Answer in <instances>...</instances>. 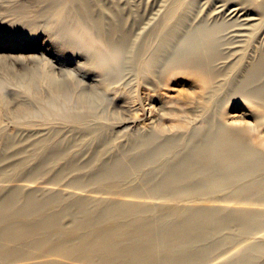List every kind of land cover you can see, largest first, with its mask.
I'll list each match as a JSON object with an SVG mask.
<instances>
[{"label":"rangeland","instance_id":"374dc122","mask_svg":"<svg viewBox=\"0 0 264 264\" xmlns=\"http://www.w3.org/2000/svg\"><path fill=\"white\" fill-rule=\"evenodd\" d=\"M92 1L93 10L104 23L117 19L131 34V59L113 76V84L101 92L105 99L96 111L82 113V120L75 121L26 115L22 104L36 111L51 91L41 86L32 99L17 81L30 71L45 69L56 80L70 83L71 88L75 83L78 87L74 92L91 94L100 88H96L99 78L83 69L90 53L77 43L71 46L70 55L61 53L54 10L47 3L0 0V81L5 82L0 88L4 99V105L0 101V208L4 218H11L0 222V264H169L159 244L161 234L167 232V224L187 216L189 210L214 207L227 216L231 208L264 209V198L249 190L264 182V118L259 116L264 113V104L250 96L234 95L242 72L264 49V0H229L225 5L223 0H180L175 14L161 25L172 0ZM129 1L132 7H118ZM236 6L239 10L230 13ZM251 16L256 21H247ZM180 18H185L184 25L173 38L168 37L167 31ZM32 21L37 22V34L16 38L22 31L18 25L25 31ZM202 25L221 29L215 36L220 53L216 64L232 67L229 73L218 74L213 84L206 86L204 77L183 64L168 70L170 61H161L146 72L132 61L155 52L169 57L192 55L194 45L187 38ZM249 27L245 31L249 36L239 38L237 29ZM248 46L253 48L250 56L241 55L250 52ZM154 93L158 101L171 102L163 108L168 113L163 118L157 114L161 107L151 95ZM222 127L237 132L251 147L250 160H262L254 173L217 188L197 187L178 194L158 190L169 164L181 159L197 137L210 138ZM150 133L154 134L153 142L142 147ZM165 143H175L172 152L158 156L153 163L135 166L134 160L145 155L146 149ZM119 159L124 163L116 172L113 164ZM147 176L152 177L150 182L145 181ZM27 202L39 206L40 212L23 217L20 213ZM50 220L57 221L56 227L49 224L24 241L7 238L5 227L10 224L21 233L25 224L34 226L43 221L46 225ZM88 220L99 222L100 233L106 235L116 224H130L125 227L127 237L122 239L127 241L120 244L126 252L109 254L87 248L83 243L88 230L81 224ZM159 221L165 223L163 230L154 224ZM141 225L152 230L139 235ZM263 232L260 226L245 235L236 222L213 230L195 244L175 248L180 249L181 259L188 253L191 261L196 254L197 264H203L232 247L249 244L264 249ZM147 242L148 259L128 257ZM176 254L173 264H184L176 262ZM258 261L264 262V253Z\"/></svg>","mask_w":264,"mask_h":264},{"label":"bare ground","instance_id":"6f19581e","mask_svg":"<svg viewBox=\"0 0 264 264\" xmlns=\"http://www.w3.org/2000/svg\"><path fill=\"white\" fill-rule=\"evenodd\" d=\"M179 1L180 0H172L169 5L170 7L165 12V16L161 18L159 25L165 24L166 21L175 14L177 8L181 6ZM37 2H45L52 8L51 10H54L52 13L56 23L55 36L59 39L60 48L62 50L61 53H68V55H70L71 46L75 43L90 53L88 57L89 61L85 63L83 69L94 73L99 78V84H96V88L100 89L97 90L98 92L92 91L91 94H86L82 90L80 92H74L73 89L78 87L75 86V83H73L74 87L71 88L70 83L56 80L49 70L36 69L30 71L25 76L22 75L24 77L19 79L17 84L32 99L37 89L41 86H46L51 91L50 98L46 102L41 103L36 111L31 110L28 105L25 104L21 105L22 110L25 111L26 115H39L45 118L56 117L64 120L80 121L82 120L80 114L94 113L97 109L96 107L104 102L105 98L101 92L103 90L106 91V89L113 84V82H111L113 76H116V73L120 72L127 60L131 59L128 55L132 48V36L122 29V24L117 19L112 18V21L104 23L102 16L98 15V13L93 10L95 4H93L92 0H37ZM223 2L225 5L229 0H223ZM116 5H118V3ZM261 5H264V2ZM125 6L132 7L133 5L130 4V1L122 2L118 5L119 8ZM109 8L115 12L112 7L109 6ZM238 10L239 8L236 6V8L231 9L230 13ZM262 16L264 18V12ZM251 20L256 21L253 17L251 19L248 18L247 21ZM184 23L185 18L177 20L167 31L168 37L173 38ZM246 24H248V22H246ZM238 25L240 24L238 23ZM37 26L36 21L28 22L27 27L29 29L26 27L25 29L27 30L24 31L23 26L18 25L20 28L19 30L22 31H19L15 37L22 38V36L29 37L36 35ZM202 26L203 27L194 31V33L187 38V42L194 45L192 48V55L169 57L159 56L160 53L155 52L153 56L133 57L132 61L136 63L142 71L146 72H150L152 67L161 61H170V63L167 64L168 70H172L175 66L183 64V66L193 68L197 74L204 77L206 86L213 84L218 74L221 76L225 73H229L232 67H228V65H223L224 67H222L217 66L218 63L216 64V60L219 59L217 56H219L220 53L218 52L219 46L218 42L216 43L215 36L220 34L221 29L219 31L215 30L217 28L214 27V25H208V27L207 25ZM226 29H228V27ZM249 30L250 27L238 28L239 38L249 36L245 33V31ZM196 43H198V46L195 45ZM249 51V53L245 52L241 55L246 54V56H250L253 48L249 47ZM257 56L258 58L251 62L242 72L241 80L238 84L236 83L234 95L237 97L250 96L256 101L264 104V49H262ZM221 60L222 59H220V61ZM165 82H167V80ZM163 85L165 86L167 84ZM4 86L5 82L0 81V88ZM151 95L157 98V93ZM0 101L3 102L1 105H4L3 96H0ZM146 102L147 101H145V103ZM156 102L161 107L157 114L159 117L163 118V115L168 113L162 110L165 106H170L171 102H161L158 101V98ZM74 106L75 108H73ZM76 110L80 112H76ZM259 116L264 118V113ZM154 138L153 133L148 134L144 137L142 147L147 148L148 145L153 142ZM174 146L175 143H165L146 149L145 155L136 158L134 164L135 166H145L149 163H153L158 156L169 151L172 152ZM251 151V147L239 137L237 132L235 133L234 130H225L223 127L215 131L210 138L197 137L181 159L166 167L163 178L158 184V187H160L158 190L178 194L189 192L197 187L200 189L217 188L224 182L236 180L237 177L250 175L263 164L260 159L250 160ZM122 163H124V161L119 159L113 164L116 172L120 170V167H123ZM151 180L152 177L147 176L145 181L150 182ZM249 190H252L255 194L264 198V182L257 183L253 189ZM222 207L226 208L229 206L222 205ZM257 209L259 208H231L230 214L223 216L221 210L218 208L207 207V210H200L198 207L193 208L189 210L187 216L183 218L179 217L175 222L167 224V232H162L160 243H158L162 251L164 250L163 252L166 253L169 264H173V255L175 252H177V263L197 264L198 256H196V254L192 255L191 261L188 253H185L183 259H181V255H179L180 249L175 247L178 245L184 248V246L190 243L195 244L198 239L204 240L206 235L212 233L213 230L220 231L222 228L236 222L240 223L243 234L250 235L253 233L255 227H264V209ZM2 210L3 209L0 208V222L5 219H11L4 218L2 216ZM32 212H40L39 206H36L33 202H27L20 214L24 217L26 214ZM98 223L88 220L81 224L83 228L88 230L85 236V243L83 244L87 248L108 251L109 254H121L122 252H126V249L124 247L122 248L121 245L123 246V243L127 241V239H122L127 237L128 232H125V227H129L130 224L124 223V226L116 224L110 233L106 235L100 233L97 226ZM22 224H24V222H22ZM49 224L50 226L56 227L57 221L50 220L46 225L43 221L39 224L36 223L34 226H26L25 224L24 227H21V233H17V231L13 229L14 226L12 224L5 227V229L7 231L8 240L24 241L23 239L29 235L40 231L42 232L44 227ZM132 224L134 223L132 222ZM154 224L158 225L161 230H163L165 225V223L161 221H159V224L158 222H154ZM151 230L150 226L141 225L139 235L146 234ZM262 234L264 235V232ZM90 237L92 238L89 239ZM142 244V246L139 245L140 249L138 248V251L128 254V257L139 261L148 259L147 257L150 252L148 245L150 244L148 242ZM263 253L264 249L262 246L248 244L245 247L229 248L227 251H223V254L217 255L203 264H212L225 257L226 259L221 264H264V262L260 263V261H258ZM105 261L108 262L109 260ZM109 263H111V261H109Z\"/></svg>","mask_w":264,"mask_h":264}]
</instances>
